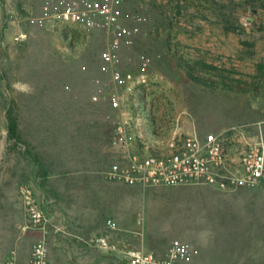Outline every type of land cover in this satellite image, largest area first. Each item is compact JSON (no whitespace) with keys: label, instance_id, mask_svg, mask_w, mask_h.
<instances>
[{"label":"rangeland","instance_id":"rangeland-1","mask_svg":"<svg viewBox=\"0 0 264 264\" xmlns=\"http://www.w3.org/2000/svg\"><path fill=\"white\" fill-rule=\"evenodd\" d=\"M45 4L57 11L84 6L0 0V256L45 239L55 264H122L114 244L119 251L118 242L143 239L185 243L195 264H264V184L212 192L106 179L103 195H81L76 203L59 197L63 211L51 210L44 236L24 221L19 194L23 176L32 187L30 176L42 170L67 179L101 159L106 178L124 167L127 154L112 135L122 122L133 138L130 154L152 144L164 150L187 136H220L236 146L264 142V0H116L135 25L120 51L122 68L100 58L104 32L41 21ZM187 64L216 86L192 79ZM137 76L133 88L128 80ZM55 226L67 229L56 234ZM102 238L107 249L98 244Z\"/></svg>","mask_w":264,"mask_h":264},{"label":"built area","instance_id":"built-area-1","mask_svg":"<svg viewBox=\"0 0 264 264\" xmlns=\"http://www.w3.org/2000/svg\"><path fill=\"white\" fill-rule=\"evenodd\" d=\"M81 1L84 5L81 8L73 5L61 11L45 4L41 21L74 25L86 33L104 32L108 39L100 58L110 67L114 68L117 64L119 66L121 29L128 20L123 9L116 4V0ZM112 77L121 81L122 74L114 69ZM128 82L133 88L141 83L139 76L129 79ZM128 133L126 122L119 124L112 132L113 144L126 152L127 163L124 167L111 168L106 173V179L142 188L215 186L221 190H235L249 189L264 183V142L256 141L236 146L220 136L207 140L187 136L171 141L164 150H149L146 157H140L128 151L131 146ZM19 194L28 216V227L44 236L49 220L40 199L28 184L19 187ZM111 228L114 229V225H111ZM98 244L107 248L103 238ZM120 244L123 246L119 249L122 264H191L190 247L185 243H172L166 257L133 247L127 241ZM112 250L118 249L114 246ZM4 264L55 263L50 257L45 239H41L32 246L26 261L20 260L18 251L14 248Z\"/></svg>","mask_w":264,"mask_h":264},{"label":"crops","instance_id":"crops-1","mask_svg":"<svg viewBox=\"0 0 264 264\" xmlns=\"http://www.w3.org/2000/svg\"><path fill=\"white\" fill-rule=\"evenodd\" d=\"M135 137H137L138 139L141 137L140 131H138V135H135ZM130 139H133L132 135H130ZM131 144H132V142H131ZM155 144L159 145L158 142H156ZM143 147L144 148L139 147L138 149H136L138 152L135 151L136 152L135 155H139L140 157H146L149 153V151H148L149 149H152V150L158 149V146H155L154 144L147 145V146L144 145ZM153 147H155V148H153ZM144 149L146 151L143 154H141V151H144ZM99 161L100 162H98L97 166H95L93 163H91V165L86 170L81 171V172L77 171L76 176H74V177L68 176L67 179L65 178L66 176H60L58 174L55 175V172H54V174H51V173H49V171L47 172L44 170L37 173L36 176H30V178L34 179L33 180L34 181L33 186H32L33 191H34L35 195L40 199L41 204H42V208L45 211L48 219H49V217H51V220H52V215H51L52 213H50L52 209L55 208V211H58V212L63 211V209L60 208L61 204H60L59 197H62L64 193L67 194L68 196L73 197V199H72L73 203H76L77 197L81 196V195H87L88 194V195L96 196V195H103L104 194V191H106V188H107V181H106V178L103 174L106 171V169H105L104 165L102 166L101 159H99ZM26 178H27V176H23V184H27V183H25L27 180ZM66 180H68V181H66ZM260 186H262V184L257 185L256 187H260ZM201 187H208V188H204V189H207L208 191H212V192H215V191H217V192L222 191L223 192V191H225V190H221L215 186H197L194 188L200 189ZM209 188L211 190H209ZM23 214H24V221L26 222V220H27V223H28V216H27L24 204H23ZM53 214L55 215L57 213H53ZM59 214H60V212H59ZM55 216L57 217V215H55ZM69 220H71V222H73L72 226L75 227V229L81 228L77 223H74V222H76V217L70 215ZM55 228H56V231L55 230H53V231L56 234H61V233H58V231H60L61 229H64L65 227L64 226L63 227L55 226ZM68 228H70V225L68 226ZM65 229H67V228H65ZM131 233L136 234L134 229H132ZM37 234L43 235L41 232H38ZM68 235H71V234L68 233ZM24 236H25V232H23V237ZM73 236H76V235H73ZM23 240H25V237L23 238ZM118 244H120V242H118ZM33 245L26 246L23 242V244L19 243V244H17V246H15V249H17V251H18V255H19L20 260L26 261L29 258ZM114 245L117 246V243H115ZM132 246L136 247V248H143L146 251H152L160 257H166L168 254V250L170 248V245L168 246L167 244L164 246L151 245V244L145 243V241H143V239L141 241H137V242L132 241ZM111 252L113 254L117 255L118 258L122 262V257L120 255L119 251L111 250ZM9 253L2 254L0 256V264L5 263V260L9 256ZM190 261H191V263L195 264V261L192 258L190 259Z\"/></svg>","mask_w":264,"mask_h":264},{"label":"trees","instance_id":"trees-1","mask_svg":"<svg viewBox=\"0 0 264 264\" xmlns=\"http://www.w3.org/2000/svg\"><path fill=\"white\" fill-rule=\"evenodd\" d=\"M134 21L132 20V18L126 20L124 22V25L121 29V48H120V51L122 50V45H123V42L127 41L130 36H128V34H130V32L132 33L133 31V26H135L134 24ZM83 31V30H81ZM138 33L141 34L142 33V30H138ZM66 36H68V33L65 34ZM102 50L99 51V56H100V53H101ZM121 59H123V56H120ZM124 65H123V61L120 63V68H122ZM187 70L188 72L190 73V76L192 77V79H194L195 81L197 82H200L202 84H208V85H212V87H215L216 85V82H207L206 79L202 78V76H198L197 72H191L192 70V67L190 66V64H187ZM141 75V74H139ZM221 87H223L224 89H229V88H234V91H235V87L234 86H229V84L227 82H221ZM236 90H239V91H244L243 88H240V87H236ZM8 127L10 128V138L11 139H18V136L16 134V124L13 122V121H10V123H8Z\"/></svg>","mask_w":264,"mask_h":264}]
</instances>
